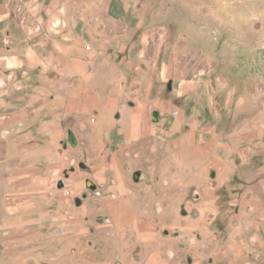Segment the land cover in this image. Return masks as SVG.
<instances>
[{
	"label": "crops",
	"instance_id": "1",
	"mask_svg": "<svg viewBox=\"0 0 264 264\" xmlns=\"http://www.w3.org/2000/svg\"><path fill=\"white\" fill-rule=\"evenodd\" d=\"M90 10L0 0V214L24 220L2 238L61 239L66 264H264V147L246 152L244 129L225 140L179 131L146 73L128 80L147 52L108 35ZM159 75L172 68L162 62ZM153 137L171 160L159 178L131 180L138 140ZM236 177V216L213 226L217 188Z\"/></svg>",
	"mask_w": 264,
	"mask_h": 264
},
{
	"label": "rangeland",
	"instance_id": "2",
	"mask_svg": "<svg viewBox=\"0 0 264 264\" xmlns=\"http://www.w3.org/2000/svg\"><path fill=\"white\" fill-rule=\"evenodd\" d=\"M53 1L38 0V4L47 6ZM72 1L91 8L86 12L88 18L108 35L118 32L123 41H130L141 58L147 52V63L144 57L140 59L137 73L131 71L128 80L141 81L146 73L152 82L153 101L163 111L179 110L177 117L168 116L169 121L180 122L179 131L217 133L225 140L244 129L246 152L254 155L264 147V0ZM162 62L172 68L169 79L160 78ZM142 86L138 93H143ZM137 145L133 156L137 159L128 178H159L157 168L164 158L172 157L165 155L169 146L154 137L138 140ZM173 173L170 167L168 174ZM238 183L236 177L217 188L218 217L213 226L225 227L229 217L236 216L235 205L229 202L231 193L244 189ZM190 201L195 200L191 197ZM187 203L186 211L190 210ZM21 223L24 220L0 214V264H33L34 260L36 264H66L61 239L56 248L33 246L32 242L24 248L26 244H17V234L9 240L2 238V230L15 233ZM61 227L58 238L63 234Z\"/></svg>",
	"mask_w": 264,
	"mask_h": 264
},
{
	"label": "built area",
	"instance_id": "3",
	"mask_svg": "<svg viewBox=\"0 0 264 264\" xmlns=\"http://www.w3.org/2000/svg\"><path fill=\"white\" fill-rule=\"evenodd\" d=\"M170 113H171L173 116H178V115H179V110L176 109V108H172V109L170 110ZM59 232H60V233H63V232H64V228H63V227L59 228Z\"/></svg>",
	"mask_w": 264,
	"mask_h": 264
},
{
	"label": "water",
	"instance_id": "4",
	"mask_svg": "<svg viewBox=\"0 0 264 264\" xmlns=\"http://www.w3.org/2000/svg\"><path fill=\"white\" fill-rule=\"evenodd\" d=\"M157 115H158V112H155V116H157ZM58 187H59V188L64 187V182H63L62 179L59 180V182H58Z\"/></svg>",
	"mask_w": 264,
	"mask_h": 264
}]
</instances>
